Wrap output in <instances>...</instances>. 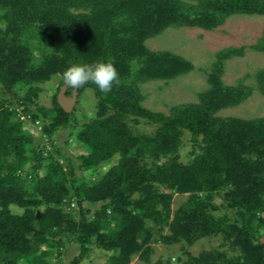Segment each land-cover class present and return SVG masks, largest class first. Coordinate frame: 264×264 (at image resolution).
Listing matches in <instances>:
<instances>
[{"label":"trees","instance_id":"trees-1","mask_svg":"<svg viewBox=\"0 0 264 264\" xmlns=\"http://www.w3.org/2000/svg\"><path fill=\"white\" fill-rule=\"evenodd\" d=\"M234 15L264 16V0H0V264H54L69 240L79 254L62 264L81 263L93 248L107 252V264H130L137 254L147 260L152 243L187 249L216 236L230 253L185 251L187 263L264 264V116L218 114L252 93L221 78L223 61L243 47L218 52L197 102L167 113L142 105L144 83L194 68L181 55L149 49L148 39L168 28L216 31ZM251 48L264 52V32ZM109 59L118 83L107 94L91 84L80 89L77 99L93 91L95 113L72 124L73 112L56 101L62 73ZM53 77L52 105L39 107ZM254 78L264 96V68ZM142 122L154 132L131 129ZM32 125L48 145L32 138ZM62 128L84 149L74 158L53 139ZM175 194L186 200L172 211ZM216 196L231 216L212 214Z\"/></svg>","mask_w":264,"mask_h":264},{"label":"rangeland","instance_id":"rangeland-1","mask_svg":"<svg viewBox=\"0 0 264 264\" xmlns=\"http://www.w3.org/2000/svg\"><path fill=\"white\" fill-rule=\"evenodd\" d=\"M263 32L264 16L234 15L228 18L216 31H203L196 28H168L159 36L148 39L146 46L149 49L167 50L181 55L189 60L194 68L189 73L169 81L144 83L141 86L142 94L144 95L142 105L152 111L167 113L172 105L197 102V95L208 87L207 74L211 72L213 65L217 62L218 52L233 46L237 48L243 47V55L233 56L223 61L221 78L227 85L242 82L252 88V93L239 105L223 109L218 114L224 117L232 116L244 119L263 117L264 96L256 88L254 75L259 69L264 68V52L251 48L263 36ZM58 82L59 79L53 77L51 81L43 85V91L36 99L39 107H51L52 97L57 91ZM90 100L96 101L94 93L91 89H85L72 107V124L76 123L79 125L94 116L95 111L92 112L88 107V101ZM32 129V138L36 141L42 139L40 142L48 145L47 141L37 131L39 128ZM131 129L136 133H152L155 130V126L142 122L139 126L131 125ZM53 139L64 152L73 158L84 150L78 145L75 138L69 137L67 128L59 129ZM188 139L189 135L185 133L179 151L182 162H187L189 158ZM66 141L68 145H66ZM113 162L115 160L111 164ZM107 168L108 166H104L99 173L104 172ZM185 200L186 196L184 195H173L172 211L177 209ZM213 204L218 207V210L212 213L214 216H222L228 211L219 196L215 197ZM91 208L93 209L92 206ZM10 209L12 212H20L18 208L13 206ZM227 214L231 216L232 212L228 211ZM164 233L166 234L167 230ZM261 242L264 243V232L261 236ZM223 243L224 240L220 236L200 239L187 249L183 248L179 243H152L150 244L151 253L147 260H142L137 254L132 257L130 264H188L185 251H188L191 256H198L202 251L217 248L229 252L228 246H224ZM60 250L61 254L58 259L55 255L52 258L54 264H57V261L58 264L68 263L79 254V249L72 240L67 241ZM79 264H107V252L93 248L89 255Z\"/></svg>","mask_w":264,"mask_h":264},{"label":"clouds","instance_id":"clouds-1","mask_svg":"<svg viewBox=\"0 0 264 264\" xmlns=\"http://www.w3.org/2000/svg\"><path fill=\"white\" fill-rule=\"evenodd\" d=\"M39 38V37H38ZM62 82L66 90L77 93L86 85H94L103 94L112 91L119 81V73L112 60H99L91 64H71L62 73ZM95 100L88 101V107L95 111Z\"/></svg>","mask_w":264,"mask_h":264},{"label":"water","instance_id":"water-1","mask_svg":"<svg viewBox=\"0 0 264 264\" xmlns=\"http://www.w3.org/2000/svg\"><path fill=\"white\" fill-rule=\"evenodd\" d=\"M76 100H77V93L73 94L71 92L70 95H66L65 86L62 85L60 87V89L56 95V101L59 104V106L63 109L64 112L70 113L72 110V107L74 106V104L76 102Z\"/></svg>","mask_w":264,"mask_h":264},{"label":"built area","instance_id":"built-area-1","mask_svg":"<svg viewBox=\"0 0 264 264\" xmlns=\"http://www.w3.org/2000/svg\"><path fill=\"white\" fill-rule=\"evenodd\" d=\"M20 119L21 120H27V117H25L24 115H20ZM38 124V122H36V125ZM33 128H36L32 125ZM38 128V127H37Z\"/></svg>","mask_w":264,"mask_h":264}]
</instances>
